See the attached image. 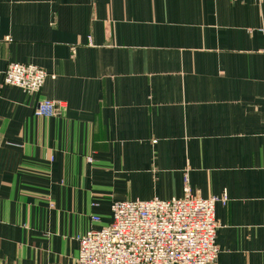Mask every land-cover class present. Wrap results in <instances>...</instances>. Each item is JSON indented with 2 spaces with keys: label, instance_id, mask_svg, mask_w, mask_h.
Returning <instances> with one entry per match:
<instances>
[{
  "label": "crops",
  "instance_id": "crops-1",
  "mask_svg": "<svg viewBox=\"0 0 264 264\" xmlns=\"http://www.w3.org/2000/svg\"><path fill=\"white\" fill-rule=\"evenodd\" d=\"M186 180L228 198L217 264H264V0H0V264H77L113 202Z\"/></svg>",
  "mask_w": 264,
  "mask_h": 264
},
{
  "label": "built area",
  "instance_id": "built-area-1",
  "mask_svg": "<svg viewBox=\"0 0 264 264\" xmlns=\"http://www.w3.org/2000/svg\"><path fill=\"white\" fill-rule=\"evenodd\" d=\"M48 78L55 76L38 66L11 63L4 85L37 94ZM64 107L65 102L44 100L35 116L52 118ZM88 162L93 160L88 158ZM184 191L180 199L113 202L109 221L78 237L77 264H217L215 209L228 198H201L192 193L188 180ZM92 220L103 223L99 216Z\"/></svg>",
  "mask_w": 264,
  "mask_h": 264
}]
</instances>
